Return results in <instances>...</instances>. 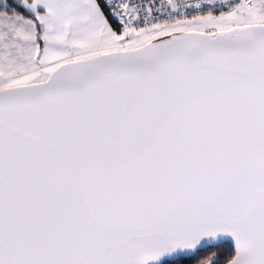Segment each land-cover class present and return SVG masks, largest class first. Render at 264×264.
<instances>
[{
	"label": "snow or ice",
	"instance_id": "1",
	"mask_svg": "<svg viewBox=\"0 0 264 264\" xmlns=\"http://www.w3.org/2000/svg\"><path fill=\"white\" fill-rule=\"evenodd\" d=\"M0 264H264V0H0Z\"/></svg>",
	"mask_w": 264,
	"mask_h": 264
}]
</instances>
